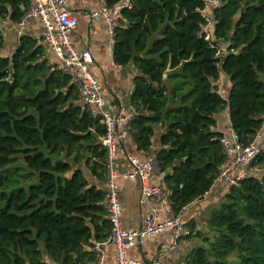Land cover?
<instances>
[{
  "label": "trees",
  "instance_id": "obj_1",
  "mask_svg": "<svg viewBox=\"0 0 264 264\" xmlns=\"http://www.w3.org/2000/svg\"><path fill=\"white\" fill-rule=\"evenodd\" d=\"M220 2L208 13L209 41L203 0H131L113 37L114 65L136 73L131 141L156 159L175 214L208 195L222 168L215 115L227 110L247 145L264 114V0ZM30 6L0 0V49L2 22L16 26ZM220 75L230 82L226 99L214 85ZM157 130L159 149L150 153ZM104 135L41 38L23 34L10 56L0 55V264L95 260L94 244L111 232ZM251 167L254 175L209 210L204 230L188 226L186 238L199 243L182 264H264V151Z\"/></svg>",
  "mask_w": 264,
  "mask_h": 264
},
{
  "label": "built area",
  "instance_id": "obj_2",
  "mask_svg": "<svg viewBox=\"0 0 264 264\" xmlns=\"http://www.w3.org/2000/svg\"><path fill=\"white\" fill-rule=\"evenodd\" d=\"M221 6L220 0H203L202 8L198 10L204 19L205 25L202 33L207 41L210 40L209 28L211 20L209 11ZM131 8V0H123L121 3L108 7L102 6L97 11L85 12L80 16L85 21H92L102 17L106 24L107 34L113 39L116 29L119 27L121 11ZM30 21L39 24L36 36L41 38L49 50L59 62L60 68L70 76L72 83L79 91V103L98 117L105 129V135L101 144L106 150V197L108 220L111 232L108 237L99 243H95L91 252L95 255L96 264H105V247L112 246L114 250L113 264H161L162 256L150 262L137 261L129 257V251L134 243L141 238L154 237L165 231H172L173 243L168 251H175L179 241L190 235V230L181 219L190 205L182 207L179 214H175L169 207L168 194L165 185L160 179L156 185H151L148 180L161 177L160 168L153 156H127L131 171L123 173L125 179H136L140 187L141 205L149 204L151 209L148 215L140 218L139 228L122 226L120 215L121 205L118 197L119 177L116 172V159L118 148L131 141L129 133L130 123L134 119V113L129 108L120 107L115 113L107 109V103L102 95V86L91 73L89 67L93 64V58L89 51H78L70 39V33L77 27L75 13L65 7V0H31V6L21 21L15 26L18 35L26 34V27ZM264 139V114L261 116V126L256 132L254 140L247 145L238 142L236 134L232 131L230 137L221 135V144L225 160L222 168L214 181L213 187L219 183L230 187L245 177L254 175L251 165L257 155L264 151L260 146ZM167 207H162V206ZM164 220H161L159 213Z\"/></svg>",
  "mask_w": 264,
  "mask_h": 264
},
{
  "label": "crops",
  "instance_id": "obj_3",
  "mask_svg": "<svg viewBox=\"0 0 264 264\" xmlns=\"http://www.w3.org/2000/svg\"><path fill=\"white\" fill-rule=\"evenodd\" d=\"M106 5L104 0H65V7L75 13L77 17V27L70 33V39L78 51H89L93 58V64L89 67L90 71L100 85L102 86V95L107 103V109L115 113L120 107L128 108V99L132 93V79L135 70L133 67H117L113 63V39L107 34L106 24L102 17L92 21H85L81 14L99 10ZM3 46L0 49L1 56H10L18 43L19 35L15 26L9 22H2ZM29 34H37L39 24L36 21H30L26 27ZM217 92L227 98L230 89L229 79L225 75H220L218 81L214 84ZM216 125L213 129L215 133L230 137L232 129L229 122L228 111L224 110L215 115ZM158 131V130H157ZM156 131L153 138V145L150 153H155L159 149L158 136L161 133ZM264 147V139L260 143ZM144 156L138 152L132 141H128L124 146L118 148L116 159V172L119 177L118 197L121 205L120 220L124 228H139L140 218L149 214L151 205L139 203L140 187L136 179H125L121 175L131 171V166L127 161V156ZM161 177H154L148 180L151 185L159 183ZM227 187L222 183L218 184L202 200L197 201L189 206L187 212L181 217L186 226H191L194 222L197 224V216L208 206V202L213 201L218 195L225 194ZM167 207V206H162ZM159 217L164 220L160 212ZM173 243L172 231L168 230L157 234L154 237L141 238L129 251V257L137 261L150 262L151 260L162 256L161 264H177L178 256L182 255L189 247L190 239L185 238L179 241L175 251H168L169 246ZM187 252V251H186ZM105 264H113L114 250L112 246L105 247ZM95 256V255H94ZM85 258L82 263L78 264H96V260Z\"/></svg>",
  "mask_w": 264,
  "mask_h": 264
},
{
  "label": "rangeland",
  "instance_id": "obj_4",
  "mask_svg": "<svg viewBox=\"0 0 264 264\" xmlns=\"http://www.w3.org/2000/svg\"><path fill=\"white\" fill-rule=\"evenodd\" d=\"M261 79L264 81V77H261ZM260 172H264V171L260 170ZM223 195H224V193L223 194H220L219 193V195L213 201L208 202V206L199 214V216H197V221L200 223V225H199V229L200 230H204L205 229V220L207 218V215H208L209 210L212 207L216 206L217 204H219L222 201L221 198L223 197ZM219 200H220V202H219ZM198 243H199L198 240L193 239V237H191L190 238V243L188 244V247L190 248L191 246L196 245ZM135 244H136V242L134 243V245ZM186 251H184L182 255L178 256L179 259H178L177 264H182V259L185 256V254L187 253Z\"/></svg>",
  "mask_w": 264,
  "mask_h": 264
},
{
  "label": "water",
  "instance_id": "obj_5",
  "mask_svg": "<svg viewBox=\"0 0 264 264\" xmlns=\"http://www.w3.org/2000/svg\"><path fill=\"white\" fill-rule=\"evenodd\" d=\"M219 45L222 51H227L230 47V43L225 41H221Z\"/></svg>",
  "mask_w": 264,
  "mask_h": 264
}]
</instances>
